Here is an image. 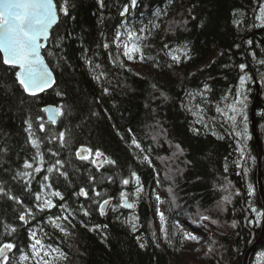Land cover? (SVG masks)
<instances>
[{"label": "trees", "instance_id": "trees-1", "mask_svg": "<svg viewBox=\"0 0 264 264\" xmlns=\"http://www.w3.org/2000/svg\"><path fill=\"white\" fill-rule=\"evenodd\" d=\"M261 5L68 0L42 51L56 83L37 97L0 53V247L14 246L6 264H34L36 241L64 264H243L264 217L248 223L253 208L264 212L259 150L252 138L241 146L225 111L241 77L253 101L252 71L264 187ZM49 105L63 113L56 124L42 110ZM82 148L88 159L78 158ZM262 253L264 240L247 264H264Z\"/></svg>", "mask_w": 264, "mask_h": 264}, {"label": "snow or ice", "instance_id": "snow-or-ice-1", "mask_svg": "<svg viewBox=\"0 0 264 264\" xmlns=\"http://www.w3.org/2000/svg\"><path fill=\"white\" fill-rule=\"evenodd\" d=\"M101 8L104 7V0H98ZM68 0H64L63 4L54 3V0H0V53L3 54V64L10 66L15 71L16 81L23 88L24 93L28 96L37 97L39 93L45 91L53 83V74L49 70V67L45 64L44 58L41 55V49L45 47L44 41L49 39L50 28L58 21V9L65 16L69 15ZM137 0H131V6L135 7ZM129 11V7L126 5L120 12L121 16H125ZM260 12L264 15V5H261ZM134 47V50H137ZM50 54V53H49ZM128 53L126 52L125 55ZM131 59V57H129ZM143 59V56H141ZM172 59L179 62V57L172 56ZM241 71L244 70L245 65H240ZM241 85L245 83V79L241 77ZM107 91V90H105ZM204 91H209L207 85L204 86ZM191 95V94H190ZM202 95V93H201ZM238 98L236 104H243V100ZM246 99V97H245ZM45 112L49 113V120L55 122V114H63L59 108H43ZM238 109L233 105L232 111L236 112ZM217 111H220L218 108ZM235 122V116L229 117ZM41 130L44 129V125H40ZM237 135H240L237 133ZM61 141H63V133L60 134ZM135 143V141H133ZM35 143V142H33ZM139 147V144L136 145ZM89 152L88 149L82 148L77 152V156L80 159H88V156L84 153ZM104 154L100 151L95 152V156L102 157ZM147 159V157L145 158ZM95 162V161H93ZM114 163V161H109ZM59 163V161H58ZM26 168L32 167V165L26 163ZM51 171V169H49ZM65 175V173H61ZM138 179V178H137ZM128 181L125 180L124 184ZM139 191V189H137ZM251 187L249 188V194H251ZM83 195H87L81 189ZM59 195V193H55ZM122 197L124 194L121 193ZM125 199V205L128 208L133 207L132 204H128L127 198ZM159 199V198H157ZM19 202V201H18ZM50 205V201L46 202ZM109 203L108 200L103 201L100 204V211L103 214L104 206ZM253 213H256L255 220H249V224H259L260 217L264 216V212H257L255 208L252 209ZM88 213L85 212V215ZM24 220V216L20 217ZM161 220H163V214H161ZM195 240V236L187 237ZM39 244V241H36ZM143 247V245H141ZM14 246L11 243H6L0 247V256L4 257L5 264L8 257L4 255L5 250H11ZM264 255V253H262ZM27 259V257H25Z\"/></svg>", "mask_w": 264, "mask_h": 264}, {"label": "rangeland", "instance_id": "rangeland-1", "mask_svg": "<svg viewBox=\"0 0 264 264\" xmlns=\"http://www.w3.org/2000/svg\"><path fill=\"white\" fill-rule=\"evenodd\" d=\"M127 45L128 39L125 41ZM245 83L243 85L239 86L237 94H239V98L243 100V104H236V100L238 96L236 95L233 105L238 109L236 112L232 111V106H229L227 110L225 111L226 115L228 117L235 116V122H233L231 119L230 121L235 127V130L237 133H239V139L241 141V146L247 144V142L252 138L251 132H250V122H249V110L252 101L248 99L246 94V82L250 79L248 77H245ZM246 97V99H245ZM157 223L158 220L156 219ZM154 224V223H153ZM156 225L154 224V227ZM205 244L208 245V242ZM32 251V257H33V263L34 264H64L62 261V258L59 256L58 252L54 250L53 248L45 247L41 242L39 244H35V246L31 249Z\"/></svg>", "mask_w": 264, "mask_h": 264}, {"label": "water", "instance_id": "water-1", "mask_svg": "<svg viewBox=\"0 0 264 264\" xmlns=\"http://www.w3.org/2000/svg\"><path fill=\"white\" fill-rule=\"evenodd\" d=\"M54 3H55V1H54ZM57 23H58V21H57ZM57 23H55L50 28V30H49V38L51 36V32H52L53 28L57 25ZM48 40L43 42L45 44V47L41 49V55H42V51L47 46ZM1 55L3 57V54L2 53H1ZM42 57H43V55H42ZM44 61H45V59H44ZM45 64L48 66V64H47L46 61H45ZM16 70L18 71V69H16ZM49 70L52 72V70L50 68H49ZM52 74H53L54 83L49 88L45 89L44 92L39 93L38 96L41 95V94H44V93L48 92L49 90H51L54 87V85L56 83V80H55V75H54L53 72H52ZM251 74H252V81H253L254 87H255V96L253 98V101L251 103L250 110H249V122H250V132H251L252 140H253V142L255 143V145L257 146V148L259 150V161H258V190H259V194L261 196L262 202H263V211H264V187H263V183H262V179H261V176H262V170H261L262 149H261V144H260V140H259L258 133H257V123H256V110H257V106H258L259 99H260V94H261V84L257 80L256 76L253 74L252 71H251ZM46 107L47 108H57L56 106H52V105H49V106H46ZM45 115H46L47 121L49 123H52V124H56L57 121H58V119H59V116H60L59 114H55V122H52L51 120H49V113L48 112H45ZM101 163H102V160L98 161L97 165H101ZM126 202L128 204H132V203L129 202L128 199H127ZM109 206H110V203H108L107 205L104 206L103 213H106L107 212ZM123 207L124 208H127V209H132L133 208V207L128 208L125 205V199H123ZM263 240H264V217H263V223H262V229H261L260 236L258 237V239L256 240V242L245 253V256H244V259H243V264H247V261H248V258L250 256V254L254 252V250L263 242ZM6 252H7V250H5L4 255L6 254ZM3 258H4L3 256H0V259H3Z\"/></svg>", "mask_w": 264, "mask_h": 264}]
</instances>
